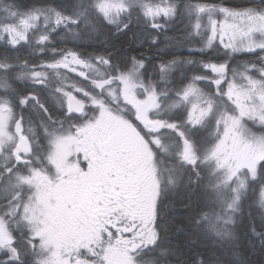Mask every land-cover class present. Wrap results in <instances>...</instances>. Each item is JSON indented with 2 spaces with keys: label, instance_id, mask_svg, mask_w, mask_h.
Wrapping results in <instances>:
<instances>
[{
  "label": "snow or ice",
  "instance_id": "6c2138e0",
  "mask_svg": "<svg viewBox=\"0 0 264 264\" xmlns=\"http://www.w3.org/2000/svg\"><path fill=\"white\" fill-rule=\"evenodd\" d=\"M0 264H264V0H0Z\"/></svg>",
  "mask_w": 264,
  "mask_h": 264
},
{
  "label": "trees",
  "instance_id": "16d2710c",
  "mask_svg": "<svg viewBox=\"0 0 264 264\" xmlns=\"http://www.w3.org/2000/svg\"><path fill=\"white\" fill-rule=\"evenodd\" d=\"M112 45H116L117 47H119L120 49L122 50H125V51H128V41H127V38L126 37H121L119 39H116L114 37H111L110 35L108 36H105V35H100L96 38L94 44H93V47H89L87 48L86 50L87 51H93L95 49H100L102 50L103 47L107 46V47H111ZM194 46H195V43H194ZM133 47H136L137 48V51H133L131 52L132 55H136L138 53V51H147V44H145L143 46V48H140L139 46H133ZM169 52V56L173 53V52H176L177 50L176 49H171V50H166ZM155 52V49L151 50V52H148L149 55L153 54ZM25 55H27V53H24ZM183 54L184 55H188V52L187 50H183ZM169 56H165L164 58L167 59L169 58ZM197 58H199V56H197ZM252 57L249 56L248 54H238V59L239 61H244V60H247V59H251Z\"/></svg>",
  "mask_w": 264,
  "mask_h": 264
},
{
  "label": "flooded vegetation",
  "instance_id": "af4514ba",
  "mask_svg": "<svg viewBox=\"0 0 264 264\" xmlns=\"http://www.w3.org/2000/svg\"><path fill=\"white\" fill-rule=\"evenodd\" d=\"M225 4L228 5H235V4H243V3H249L251 0H223ZM259 2V0H257Z\"/></svg>",
  "mask_w": 264,
  "mask_h": 264
}]
</instances>
